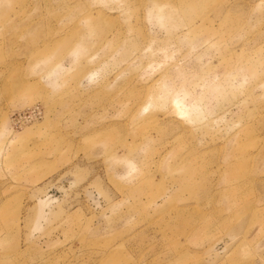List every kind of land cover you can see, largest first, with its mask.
I'll return each instance as SVG.
<instances>
[{"label":"rangeland","instance_id":"rangeland-1","mask_svg":"<svg viewBox=\"0 0 264 264\" xmlns=\"http://www.w3.org/2000/svg\"><path fill=\"white\" fill-rule=\"evenodd\" d=\"M0 264H264V0H0Z\"/></svg>","mask_w":264,"mask_h":264}]
</instances>
